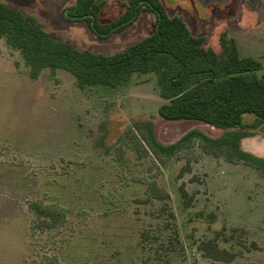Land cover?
<instances>
[{
	"label": "rangeland",
	"instance_id": "1",
	"mask_svg": "<svg viewBox=\"0 0 264 264\" xmlns=\"http://www.w3.org/2000/svg\"><path fill=\"white\" fill-rule=\"evenodd\" d=\"M2 1L34 16L52 37L104 53L149 35L155 19L144 11L125 30L101 37L85 21L63 16L75 0ZM103 1L102 22L125 10V0ZM160 1L205 46L219 51L221 36L233 37L241 56L264 63V0ZM162 101L152 73H136L119 87L79 88L63 69L45 68L31 78L20 52L0 38V264H264V173L204 154L197 142L160 164L139 159L120 141L143 120L162 143L192 128L222 133L202 121L162 118ZM254 119L243 116L246 125ZM245 129L252 135L241 146L264 157V122ZM139 177L154 178L169 192L173 217L162 214L163 202L147 199ZM34 200L65 207L64 220L41 227L28 206ZM217 231L230 260L199 248Z\"/></svg>",
	"mask_w": 264,
	"mask_h": 264
},
{
	"label": "trees",
	"instance_id": "2",
	"mask_svg": "<svg viewBox=\"0 0 264 264\" xmlns=\"http://www.w3.org/2000/svg\"><path fill=\"white\" fill-rule=\"evenodd\" d=\"M103 4V0H75L62 13L68 20L85 21L95 34L107 37L125 30L142 12L150 11L155 17L152 32L114 53L82 49L52 37L34 16L0 0V38L20 52L31 78H37L45 68L52 72L63 69L74 76L79 88L99 84L119 87L136 73H152L163 100L158 107L162 118L198 120L223 130L214 137L192 128L176 141L162 143L150 120L134 121L123 131L120 141L139 159L149 157L165 164L168 158L197 142L204 154L231 163L242 162L264 173V157L241 146L242 138L252 135L245 127L264 122V63L241 56L233 37L221 36L219 51L205 46L204 39L193 34L182 17L170 16L160 0H125L122 15L110 22L100 19ZM246 113L255 115L251 125L244 123ZM117 155L125 165L122 146ZM138 179L145 184L147 199L163 202L160 211L173 217L169 192L154 178ZM180 192L182 198H188L184 187ZM28 206L39 225L48 228L60 224L67 211L37 200ZM220 234L217 231L214 237L202 240L199 248L207 256L230 260L234 255L219 246ZM147 236L148 231L143 230L141 238Z\"/></svg>",
	"mask_w": 264,
	"mask_h": 264
},
{
	"label": "water",
	"instance_id": "3",
	"mask_svg": "<svg viewBox=\"0 0 264 264\" xmlns=\"http://www.w3.org/2000/svg\"><path fill=\"white\" fill-rule=\"evenodd\" d=\"M202 3H206L208 1H215V0H200Z\"/></svg>",
	"mask_w": 264,
	"mask_h": 264
}]
</instances>
